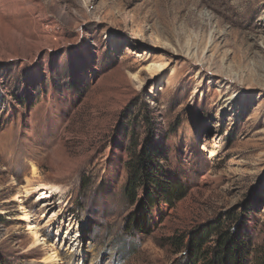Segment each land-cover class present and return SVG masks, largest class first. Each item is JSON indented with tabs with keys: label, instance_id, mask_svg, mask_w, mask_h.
I'll return each mask as SVG.
<instances>
[{
	"label": "rangeland",
	"instance_id": "1",
	"mask_svg": "<svg viewBox=\"0 0 264 264\" xmlns=\"http://www.w3.org/2000/svg\"><path fill=\"white\" fill-rule=\"evenodd\" d=\"M20 3L0 18V264H190L213 221L243 242L219 264H264V0ZM156 144L184 193L146 208L127 163Z\"/></svg>",
	"mask_w": 264,
	"mask_h": 264
},
{
	"label": "trees",
	"instance_id": "2",
	"mask_svg": "<svg viewBox=\"0 0 264 264\" xmlns=\"http://www.w3.org/2000/svg\"><path fill=\"white\" fill-rule=\"evenodd\" d=\"M161 147V145L156 144L155 148L149 147L151 150L136 153L135 158L127 163L128 172L123 191L130 201L136 199V192L140 188H144L147 192L142 200V203L145 202V207L146 205L151 207L162 202L171 204L174 199L177 200L183 195V186L178 185V182L170 178L161 177L165 173L162 162L158 160L162 156ZM211 234H216L217 238L216 246L212 251V258L208 259L209 253L205 250V241ZM242 244V240L235 236L230 229L223 230L218 221H213L208 223L204 229L192 233L188 244V262L190 264H196V262L219 264L223 253L226 252H229L232 258L237 259L242 254ZM201 260L203 261L200 262Z\"/></svg>",
	"mask_w": 264,
	"mask_h": 264
},
{
	"label": "bare ground",
	"instance_id": "3",
	"mask_svg": "<svg viewBox=\"0 0 264 264\" xmlns=\"http://www.w3.org/2000/svg\"><path fill=\"white\" fill-rule=\"evenodd\" d=\"M20 1H24V0H0V18H1V16L8 17V18L9 17L14 18V17H17L20 13H22L24 11V8H26V7H24L20 3ZM31 171H32V173H34V171H35L34 166L31 168ZM26 182L27 183L30 182V179H26ZM41 188H43V187H41ZM53 190L56 191V189H53ZM22 219H27V217L23 216ZM28 225H31V224H28Z\"/></svg>",
	"mask_w": 264,
	"mask_h": 264
}]
</instances>
